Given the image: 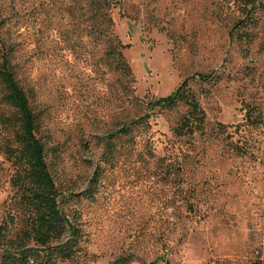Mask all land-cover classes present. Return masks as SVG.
<instances>
[{
	"label": "rangeland",
	"instance_id": "374dc122",
	"mask_svg": "<svg viewBox=\"0 0 264 264\" xmlns=\"http://www.w3.org/2000/svg\"><path fill=\"white\" fill-rule=\"evenodd\" d=\"M113 1L133 78L87 36L83 0H0V66L28 93L79 232L71 257L26 240L0 86V264L22 242L29 264H264V0ZM192 75L206 120L180 136L188 106L150 102Z\"/></svg>",
	"mask_w": 264,
	"mask_h": 264
},
{
	"label": "trees",
	"instance_id": "16d2710c",
	"mask_svg": "<svg viewBox=\"0 0 264 264\" xmlns=\"http://www.w3.org/2000/svg\"><path fill=\"white\" fill-rule=\"evenodd\" d=\"M75 1V4L78 0ZM82 9L87 36H93L103 46L102 57L114 71L125 76H133V70L123 50L126 44L115 33L112 9L113 0H83ZM245 5H254L257 0H241ZM78 4V3H77ZM74 14V12H73ZM199 79L208 81L211 73H199ZM196 75L188 76L170 95L159 97L150 102V109L174 108L179 104L188 106V111L179 121L175 131L178 135H193L204 125L205 112L192 90L191 81ZM0 86L2 102L8 114L4 121L12 134V140L4 146V152L16 167L12 179L13 186L20 194V202L26 206L30 215L28 229L24 232L27 241H35L39 250L56 249L63 257H71L78 244V228L64 210L69 197L60 199L62 192L47 160L46 144L38 136L39 117L31 106L27 91L18 81L10 60L6 57L0 66ZM150 117L149 115H145ZM145 116L131 120L115 131L112 136L128 134L133 127L142 125ZM110 141H108L109 143ZM112 149L111 144H108ZM93 188L88 189L87 197H93ZM68 237L62 244H51ZM5 235L0 232V248ZM16 251L5 249V259L13 264H29L28 258L35 248L22 242L16 245ZM37 250V249H36Z\"/></svg>",
	"mask_w": 264,
	"mask_h": 264
}]
</instances>
